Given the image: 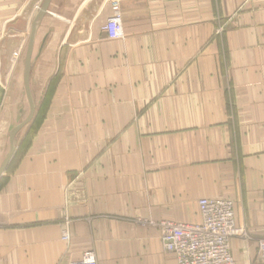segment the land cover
<instances>
[{"label":"crops","instance_id":"crops-1","mask_svg":"<svg viewBox=\"0 0 264 264\" xmlns=\"http://www.w3.org/2000/svg\"><path fill=\"white\" fill-rule=\"evenodd\" d=\"M40 1L0 0V167L30 113ZM115 2L124 35L109 40ZM30 86L35 118L0 178V264H72L87 251L98 264H177L151 222L199 223L203 198L235 202L252 236L231 241L235 262L260 264L264 0H52Z\"/></svg>","mask_w":264,"mask_h":264},{"label":"built area","instance_id":"built-area-1","mask_svg":"<svg viewBox=\"0 0 264 264\" xmlns=\"http://www.w3.org/2000/svg\"><path fill=\"white\" fill-rule=\"evenodd\" d=\"M42 0L36 5L39 11ZM109 40L124 35L120 5L112 4V15L102 27ZM235 202L228 198H203L199 201V223L161 220L151 222L160 233L165 249L174 254L177 264H236L231 241L247 237L246 229L239 225ZM64 240L69 237L64 234ZM257 260L264 264V236L257 241ZM72 264H98L95 252L87 251L82 259Z\"/></svg>","mask_w":264,"mask_h":264},{"label":"water","instance_id":"water-1","mask_svg":"<svg viewBox=\"0 0 264 264\" xmlns=\"http://www.w3.org/2000/svg\"><path fill=\"white\" fill-rule=\"evenodd\" d=\"M51 2H52V0H44L43 1L42 5H41L34 21H33V24H32L31 34H30V38H29V44L27 46V51H26V55H25V71H24L25 91H26L28 102H29L30 113H29L28 118L25 119L20 124H18L17 126H15L10 133V152L0 167V178L4 175L10 161L12 160V158L15 154V150H16L15 138H16L18 132L21 129H23L25 126L30 124L35 118L36 105H35V101L33 99L31 86H30V77H31V70H32V63H33L34 46H35V39H36L37 31L41 25L43 18L48 13Z\"/></svg>","mask_w":264,"mask_h":264},{"label":"trees","instance_id":"trees-1","mask_svg":"<svg viewBox=\"0 0 264 264\" xmlns=\"http://www.w3.org/2000/svg\"><path fill=\"white\" fill-rule=\"evenodd\" d=\"M58 81V77L55 78L50 86L48 87V90H47V93H46V97H45V100L43 102V104L41 105L40 109H39V112H38V115H37V118L32 126V129L31 131L29 132V135L28 137H32L36 131V129L39 127L40 125V122H41V119H43L42 117L44 116L47 108H48V105H49V101L53 95V92L55 90V86H56V83Z\"/></svg>","mask_w":264,"mask_h":264},{"label":"rangeland","instance_id":"rangeland-1","mask_svg":"<svg viewBox=\"0 0 264 264\" xmlns=\"http://www.w3.org/2000/svg\"><path fill=\"white\" fill-rule=\"evenodd\" d=\"M28 46V45H27ZM26 50H27V48H26ZM24 95V94H23ZM24 107H25V110L29 113V108H28V103H27V100L25 101V103H24ZM24 119H26V118H22V119H20L19 121L21 122L22 120H24ZM240 225V224H239ZM241 227H244L245 229H246V233H247V237H244V238H240V239H243V240H251L252 239V236H251V232H250V230L247 228V227H245V226H243V225H241Z\"/></svg>","mask_w":264,"mask_h":264}]
</instances>
